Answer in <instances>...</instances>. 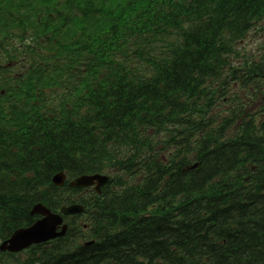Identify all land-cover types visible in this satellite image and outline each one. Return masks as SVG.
<instances>
[{
  "label": "trees",
  "instance_id": "16d2710c",
  "mask_svg": "<svg viewBox=\"0 0 264 264\" xmlns=\"http://www.w3.org/2000/svg\"><path fill=\"white\" fill-rule=\"evenodd\" d=\"M87 1L102 4L109 15L90 22L97 39L86 58L74 40L85 0H71L69 13L59 9L63 17L21 1L0 8V27L29 39L31 58L51 78L37 91L29 86L4 100L0 95L6 173L0 239L34 220L29 210L36 198L53 208L61 204L66 195L52 200L48 186L57 170L115 169L124 174L112 179L115 188L108 185L102 196L85 201L91 229L72 219L65 237L36 245L23 264H264V119L258 125L242 115L241 134L220 142L235 117L217 128V113L210 114L218 93L234 99L253 89L251 98L264 96V61L232 64L238 40L263 17L264 0ZM171 31L180 32L182 42L172 44L168 57L149 58L151 78L123 70L127 64L115 60L122 49L126 53L120 40ZM103 34L109 41H102ZM78 59L87 73L81 84L74 80ZM239 79V92L224 91ZM52 85L63 91L36 105L40 87ZM178 125L181 135L170 131ZM160 136L176 151L169 162L155 152L164 144ZM192 155L197 165L186 170ZM85 236L96 241L84 245Z\"/></svg>",
  "mask_w": 264,
  "mask_h": 264
},
{
  "label": "water",
  "instance_id": "95a60500",
  "mask_svg": "<svg viewBox=\"0 0 264 264\" xmlns=\"http://www.w3.org/2000/svg\"><path fill=\"white\" fill-rule=\"evenodd\" d=\"M97 179V183L101 184L103 181H106V177L100 176H91V177H80L79 180L74 183L75 185H91L95 183ZM57 182H62V178L60 175H56L54 178ZM82 207L79 206H71L69 207L66 212H75L81 211ZM36 211H40L46 218L37 221L32 227L29 229L19 230L14 233L8 242H4L1 245L2 249H9V250H19L28 246L31 243L46 241L47 238L55 237L56 236V226L61 222V218L57 215H52L49 213L48 209L44 208H35Z\"/></svg>",
  "mask_w": 264,
  "mask_h": 264
},
{
  "label": "rangeland",
  "instance_id": "374dc122",
  "mask_svg": "<svg viewBox=\"0 0 264 264\" xmlns=\"http://www.w3.org/2000/svg\"><path fill=\"white\" fill-rule=\"evenodd\" d=\"M264 32L262 30H250L248 36L241 42V52L246 54H255L261 50Z\"/></svg>",
  "mask_w": 264,
  "mask_h": 264
}]
</instances>
